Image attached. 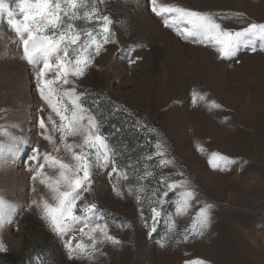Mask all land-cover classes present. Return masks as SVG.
Segmentation results:
<instances>
[{"label": "rangeland", "instance_id": "obj_1", "mask_svg": "<svg viewBox=\"0 0 264 264\" xmlns=\"http://www.w3.org/2000/svg\"><path fill=\"white\" fill-rule=\"evenodd\" d=\"M158 3L211 13L232 31L264 23V0ZM11 6L15 7L14 0ZM98 7L113 21V42L103 44L99 55L93 46L84 74L69 76L70 84L62 87H75L79 102L96 118L99 134L115 150L118 170L129 177L124 180L115 173L109 177L111 167L93 168L91 191L77 202L78 215H84L80 211L84 203L95 204L104 218L98 222L107 223L109 235L120 243L98 244L91 260L69 259L65 241L71 234L62 237L54 232L41 208L33 204L34 200L56 203L40 178L32 179L33 150L38 148L41 156L52 153L70 164L75 161L60 144L59 132H52L60 144L58 153L41 135L38 119H47L51 110L37 90L36 71L20 58L22 48L4 16L0 18V124L18 125L10 131L25 143L15 159L0 166V194L15 205L0 227L4 245L0 264H264V50L257 44L254 52L242 44L234 56H221L213 44L184 39L166 27L151 12L150 0H105ZM77 25L98 28L95 22ZM193 93L205 99L194 103ZM212 102L220 107H211ZM0 141L8 143L6 137L0 136ZM81 142L82 137H67V143ZM157 143L166 150L164 158L173 163L159 165L160 157L154 155ZM213 153L235 163L216 161L219 167H213L209 163ZM146 165L153 175L138 180ZM44 172L56 178L59 169L46 166ZM161 177L186 182L198 196L186 213L178 215L181 190L168 192L157 231L149 235L148 204H138L127 189L139 183L149 195L153 189L163 192ZM205 204L212 205L210 225L203 235H196L195 217ZM166 216L175 221L172 233L165 227ZM75 235L80 239L79 232ZM84 242L89 243L86 237Z\"/></svg>", "mask_w": 264, "mask_h": 264}, {"label": "snow or ice", "instance_id": "obj_2", "mask_svg": "<svg viewBox=\"0 0 264 264\" xmlns=\"http://www.w3.org/2000/svg\"><path fill=\"white\" fill-rule=\"evenodd\" d=\"M15 7L11 6V0H0V18L7 17V25L17 36L15 41L22 48L21 59L33 66L37 76V90L41 99L51 110L47 119L41 116L38 119L41 135L53 145V151H60V144L71 153L75 164H70L58 158L52 153L45 152L42 156L39 149L33 150L29 158L36 162V167L31 169L35 175L33 180L40 178L52 193L55 204L44 200L38 204L42 216L47 220L54 232L60 236L70 238L65 241L69 259H94L99 251L97 245L104 241L118 244L120 241L109 235L107 223H99L104 218L97 214L96 205L84 203L80 211L84 215L77 214V202L84 199L83 193L90 192L92 188V170L107 169L111 177L114 173L124 180L129 177L126 172L118 170L114 159L116 153L111 148L105 137L99 134V125L96 118L79 102L80 95L76 94L75 87L64 89L63 85L70 84L69 76H82L85 68L91 63L92 53L90 49L95 46V54L99 55L103 44L113 42L111 25L113 23L109 15H104L98 4H104L105 0H14ZM151 12L161 17L166 27L172 28L184 39H193L196 43H211L217 47L221 56H234L240 45L247 44L252 51L257 50V44L264 50V23H251L240 31L224 29L211 13H203L177 5L161 4L158 0H150ZM22 19H18L17 16ZM84 21L87 24L96 23L98 28H81L77 22ZM98 37H102L99 39ZM135 63V60L131 61ZM65 98H68L67 101ZM204 100L205 97L193 93V102ZM211 107H220L212 102ZM44 109H41L43 111ZM6 112L7 110H2ZM52 113L59 117L57 122ZM86 121V122H85ZM51 126V127H50ZM16 124H0V136L6 137L8 143L0 141V166L7 165L10 160L19 154L25 143L22 136L15 135L10 129L17 128ZM52 132H59L60 144H57ZM68 136L82 137L81 143H67ZM79 148L77 152L75 149ZM154 155L160 157L159 165L167 166L173 163L165 157V149L160 143L156 145ZM152 159V156L146 157ZM43 161L41 163L40 161ZM216 161L226 164L235 163L228 157L213 153L209 163L213 167H219ZM46 166L59 169L56 178L48 177L44 172ZM138 180H144L153 173L147 171ZM138 171V170H137ZM182 175V173H180ZM160 183L165 185L163 192L159 189L151 190L137 183L128 186V193L135 195L138 204L147 202L151 225V233L157 231V224L163 215L162 205L168 192L180 189L177 214H184L198 194L188 188L184 181L168 182L167 178L161 177ZM114 191L123 195L116 185ZM15 205L0 194V227L7 222L8 217L14 210ZM211 204H205L199 209L195 217L194 229L198 225L196 235H203L204 230L210 225ZM143 218V212L141 213ZM165 227L168 233L175 231V221L166 216ZM80 233L77 239L75 233ZM87 238L89 243L84 242ZM184 239H187L185 234ZM73 241H76L73 243ZM4 245L0 243V251ZM194 264H204L196 261Z\"/></svg>", "mask_w": 264, "mask_h": 264}]
</instances>
